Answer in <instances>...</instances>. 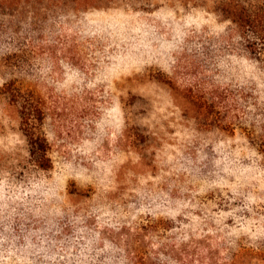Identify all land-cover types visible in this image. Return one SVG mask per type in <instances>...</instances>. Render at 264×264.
Here are the masks:
<instances>
[{
	"label": "rangeland",
	"instance_id": "374dc122",
	"mask_svg": "<svg viewBox=\"0 0 264 264\" xmlns=\"http://www.w3.org/2000/svg\"><path fill=\"white\" fill-rule=\"evenodd\" d=\"M224 2L35 15L47 168L0 77V264H264V56Z\"/></svg>",
	"mask_w": 264,
	"mask_h": 264
},
{
	"label": "trees",
	"instance_id": "16d2710c",
	"mask_svg": "<svg viewBox=\"0 0 264 264\" xmlns=\"http://www.w3.org/2000/svg\"><path fill=\"white\" fill-rule=\"evenodd\" d=\"M97 2L100 0H0L1 93L4 95L6 105L16 110L20 125L26 132L28 154L36 157V151L40 153L34 161L41 169L47 168L45 144L38 135L27 131L32 127L31 122L37 121V118L42 120L43 110L34 88L29 89L31 86L25 84L26 79L31 76L30 62L35 61L40 35L38 32H41L36 29L38 18L36 19L35 15L41 14L45 25L52 30L55 22L51 20V16L56 17L68 12L63 5L72 4L71 9L76 12L97 8L95 5ZM37 5L42 6L39 9ZM223 7L228 11L230 21L245 31L246 50L249 55L256 60L264 56V8L259 3L246 1L245 5L229 0L224 2ZM36 10L38 11L35 13ZM34 147L36 149H33ZM38 147L41 152H38Z\"/></svg>",
	"mask_w": 264,
	"mask_h": 264
}]
</instances>
